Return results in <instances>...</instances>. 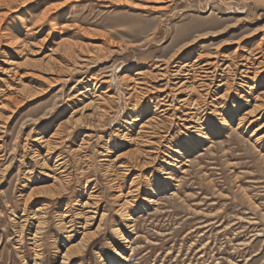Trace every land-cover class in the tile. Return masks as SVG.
I'll return each instance as SVG.
<instances>
[{
  "label": "rangeland",
  "instance_id": "rangeland-1",
  "mask_svg": "<svg viewBox=\"0 0 264 264\" xmlns=\"http://www.w3.org/2000/svg\"><path fill=\"white\" fill-rule=\"evenodd\" d=\"M254 53L264 56V0H0V94L45 90L0 119V264H264V105L250 112L264 104V72L250 79L236 64ZM215 55L233 66L187 101L157 91L165 81L145 77L141 96L126 80ZM87 102L103 114L75 123ZM149 120L161 136L136 157L149 163L113 184L108 168L144 148ZM58 128L46 160L36 140ZM57 162L65 186L29 196L55 189L44 174Z\"/></svg>",
  "mask_w": 264,
  "mask_h": 264
},
{
  "label": "bare ground",
  "instance_id": "bare-ground-1",
  "mask_svg": "<svg viewBox=\"0 0 264 264\" xmlns=\"http://www.w3.org/2000/svg\"><path fill=\"white\" fill-rule=\"evenodd\" d=\"M13 39V38H12ZM11 39V40H12ZM10 40V41H11ZM18 42L16 39L11 41L9 45H17V47L19 46L18 45ZM9 43V42H8ZM7 43V44H8ZM65 46L66 45V42H63ZM74 45V44H72ZM75 46V45H74ZM19 49V48H18ZM21 49V48H20ZM19 49V50H20ZM238 49V48H237ZM240 50V49H239ZM242 50V49H241ZM241 52V51H240ZM19 53V52H18ZM238 53V52H237ZM242 57V56H241ZM248 57V56H247ZM165 60V59H164ZM243 60V61H242ZM242 60L241 58L239 59V61L236 63L238 66H242L243 68H241V72L243 74V76H246L248 78L251 79L252 78H255L256 76L258 77L259 75H261L263 72H264V56H260L256 53H254L252 56L248 57V58H244L242 57ZM193 61V60H192ZM195 61L197 62L198 61V58L195 59ZM7 64V66L11 65L12 62L9 61H3ZM53 62V61H52ZM50 63V65L47 67V74H52L54 73L55 71H57L55 69L57 63L54 62V63ZM224 60L223 59H218V57L215 55V56H212V57H209V59L207 60H203V61H199V63L197 62L196 63V67L194 69H192V66L194 65L193 63H181L180 65H176V64H173L172 65V69L170 70L171 72H157V73H150V72H147V73H143L141 75V80H133L131 81V79H126L127 81H129V88L131 90H133L134 92H136V94H139L141 96L145 95L146 92L148 90L151 89H148V87L146 86V82L148 81V79L146 80L145 77L151 79V80H155V82H161V81H165L163 84L164 86L162 87V89H157V91H164V90H170L171 94L172 95H175V96H178V94H185L187 97H186V101L189 99V94L193 91V90H198V91H201L204 95H206V93L209 91V88H210V84L211 82H209V78L214 76V73H215V68L216 66H220L221 64H223ZM231 63V61H229ZM225 64V67L228 66V67H232L230 66V64ZM2 63V62H1ZM178 63V62H177ZM195 63V62H194ZM165 64V63H164ZM193 64V65H191ZM223 64V65H224ZM222 65V66H223ZM237 66V67H238ZM224 67V68H225ZM235 67V66H234ZM10 68V67H9ZM168 68V67H167ZM170 68V67H169ZM228 69V68H226ZM10 71V70H9ZM151 71V70H150ZM169 71V70H168ZM7 72V71H6ZM4 73V72H3ZM61 73V71H60ZM231 73V72H230ZM27 74H21V78L26 76ZM263 75V74H262ZM37 76V75H36ZM12 77V76H11ZM37 77H40L41 79V76L38 75ZM51 77V76H50ZM127 77V76H125ZM242 77V76H241ZM262 77V76H261ZM4 79V78H3ZM44 79V78H43ZM50 79V78H49ZM46 80L47 82L45 83H49V84H52L51 83V79L50 80ZM256 79V78H255ZM42 80V79H41ZM45 80V79H44ZM53 81V80H52ZM124 81V80H123ZM256 81V80H255ZM44 82V81H43ZM55 82V81H54ZM126 82V81H125ZM170 82V84H169ZM54 84V83H53ZM4 90H9L10 94H6V92L4 93H1L0 94V109H3V110H6L7 113H10V114H7V115H3V114H0V119H2L3 121H9V118L11 116V112L15 110V108L19 105H21L25 100H28V99H34L35 97H37L39 94H42V92H44V88L42 89H39V90H29V88L25 85H23L22 87H20L19 89L18 88H15V87H9V86H6ZM3 90V91H4ZM156 90V88H155ZM165 92V91H164ZM169 92V91H168ZM210 92V91H209ZM167 93V92H166ZM159 94V93H158ZM169 94V93H168ZM208 94V93H207ZM210 94V93H209ZM129 95H132L133 97V94L130 93ZM166 95V94H165ZM169 96V95H168ZM166 97V96H165ZM69 99V98H68ZM167 99V98H166ZM183 99L185 98H181L179 99V101H182ZM263 101V100H262ZM172 102V101H171ZM261 102V101H260ZM176 103V102H175ZM178 104V103H177ZM169 105V104H168ZM264 104H256L255 103V107H253V110H251L250 112L252 114H254L253 112L257 111L258 109L262 108ZM178 107V105H177ZM176 107V108H177ZM196 109V108H195ZM91 111L90 113H85V111ZM197 110V109H196ZM213 110V109H211ZM74 111L76 112H80V116H78V118H76L74 120V122H81L83 124H89V121L88 119L90 117H94V116H99L103 114V109L97 107L94 105L93 102H87L85 104H83L81 107L75 109ZM194 112V111H193ZM261 112V110H260ZM259 112V113H260ZM3 113V111L1 112ZM5 113V111H4ZM248 114V113H247ZM261 114V113H260ZM257 115V114H256ZM262 115V114H261ZM258 116V115H257ZM152 118V117H151ZM153 119V118H152ZM194 119V118H193ZM219 123L220 125L224 126V127H228L229 126V122L228 120L224 119V118H220L219 119ZM242 120V119H241ZM198 121L199 118H198ZM154 120H149L147 122H144L142 125H141V128H144L143 131H140L139 129V137L140 139H142L141 141V146L144 147V148H138L140 149L136 151V153L134 154V150L133 151H130V152H126L124 153L122 156H125L127 157V160H122V162L120 164H118L117 166H110L108 168V170H110V175L113 176L111 177V181L112 183L116 184L118 178H120L123 174H127L130 170L129 168L130 167H135V166H138V167H144L146 166L149 162H146V161H141L140 159H136L137 156H139L143 151L146 152V153H151V145H155L157 143V137L159 138L161 135V133L159 132L161 129L159 128L158 124L157 123H153ZM192 122V121H191ZM195 122V121H194ZM253 122V121H252ZM195 124V123H194ZM4 125V124H3ZM200 125V124H199ZM1 127V126H0ZM190 127L193 129L195 126L192 124L190 125ZM259 127V126H258ZM160 129V130H159ZM188 129H189V126H188ZM59 128L53 133L51 134V140H45L42 136L37 138L36 142L39 144L40 148L44 146L45 148V157H46V160L50 157V155L54 152V149H57L59 146L57 145V141L54 140V137L56 135L59 134ZM194 131V130H193ZM197 131V130H196ZM201 131V130H200ZM199 131V132H200ZM159 132V134H158ZM205 133V132H204ZM203 138H208L209 135L205 134L203 135V133L201 134ZM200 135V136H201ZM161 139V138H160ZM160 141V140H159ZM36 143V144H37ZM150 148V149H149ZM44 150V149H43ZM58 150V149H57ZM177 151V150H176ZM141 152V153H140ZM58 153V152H57ZM121 154V153H120ZM36 155V154H34ZM145 155V154H144ZM38 156V155H37ZM121 156V155H120ZM35 157V156H33ZM44 157V156H43ZM57 157V156H56ZM32 158V157H31ZM40 158V157H37V159ZM104 158V157H103ZM107 158V157H106ZM144 158H147L146 155ZM45 159V158H44ZM57 159L59 160V158L57 157ZM126 159V158H125ZM41 160H42V157H41ZM51 160V159H50ZM61 160V159H60ZM59 160V161H60ZM44 161V160H43ZM104 161V160H103ZM45 162V161H44ZM109 163V162H108ZM108 163L106 165H108ZM46 164V163H45ZM45 164H43V166H46ZM61 162H57V164H55L54 166L51 167V171L49 173H46L44 174L45 176L47 177H51L54 179L55 181V189H52L54 188V185L52 186H41V187H36V188H33L30 193H29V196H40V195H43V194H48V193H56L57 190L60 189V186H61V183H62V186L61 187H64V182L65 180L62 178L60 179L58 173H60L61 171L57 172L58 169H60V166H61ZM111 164V163H110ZM109 164V165H110ZM108 165V166H109ZM39 166V165H38ZM107 168V167H106ZM105 168V169H106ZM45 169V168H44ZM113 169V170H112ZM107 170V171H108ZM49 171V170H48ZM58 174V175H57ZM84 175V174H83ZM62 176V174H61ZM124 177V176H123ZM87 181V179H86ZM136 183V178L132 179V182H130V186H134L133 184ZM136 185V184H135ZM119 188V186H118ZM130 189V188H129ZM60 191V190H59ZM58 191V192H59ZM131 191H135V189H132V190H129L128 192H131ZM126 192L125 194L121 191H119V194L116 195L117 198H120V201L123 200V202L121 204H119V207H122L123 205H125V203H127V196L129 195V193ZM137 193V192H136ZM38 194V195H36ZM135 195V194H134ZM131 197V196H130ZM151 200V199H150ZM149 200V201H150ZM94 204V203H93ZM84 205V204H83ZM96 205V204H94ZM37 210V209H36ZM35 210V211H36ZM40 211V210H39ZM81 211V210H80ZM78 212V214H80L81 212ZM86 211V210H84ZM27 212V211H26ZM31 212V211H30ZM95 212V210H94ZM42 213V212H41ZM32 214V213H31ZM83 217L81 218L82 220L84 219H91V216L89 215H86L87 213H84L82 212ZM93 214V213H92ZM81 217V216H80ZM95 218V217H94ZM39 219V218H38ZM39 221H37L38 223ZM40 223V222H39ZM84 223H87L85 220H84ZM43 224V223H42ZM38 225V224H37ZM41 227V226H40ZM39 228V227H38ZM70 231V230H69ZM39 233V232H38ZM90 234H92V231L90 233L87 234L86 233H82L80 239L77 241V243L73 244L72 247H68L65 252L63 253V256L65 255V258L66 259H69L70 257L73 256V254L81 251V249H83L85 247V245L87 244L89 238L91 237ZM35 237V236H34ZM37 237V236H36ZM34 242V240H33Z\"/></svg>",
  "mask_w": 264,
  "mask_h": 264
}]
</instances>
